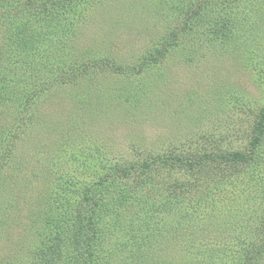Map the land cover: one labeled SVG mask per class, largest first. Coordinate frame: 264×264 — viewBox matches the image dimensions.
<instances>
[{
	"label": "rangeland",
	"instance_id": "obj_1",
	"mask_svg": "<svg viewBox=\"0 0 264 264\" xmlns=\"http://www.w3.org/2000/svg\"><path fill=\"white\" fill-rule=\"evenodd\" d=\"M25 1L0 0V264H70L82 189L110 166L175 155L211 159L207 202L192 196L176 210V184L187 189L194 177L173 163L155 162L142 187L111 186L102 264H237L233 244L264 242V142L240 168L249 172L229 178L217 165L252 151L264 0H200L194 30L180 29L156 63L144 58L172 42L185 13L176 0H90L75 34L34 52L15 31L47 32L50 17L11 10ZM256 256L264 264V251Z\"/></svg>",
	"mask_w": 264,
	"mask_h": 264
},
{
	"label": "trees",
	"instance_id": "obj_2",
	"mask_svg": "<svg viewBox=\"0 0 264 264\" xmlns=\"http://www.w3.org/2000/svg\"><path fill=\"white\" fill-rule=\"evenodd\" d=\"M100 1V0H97ZM19 7H11V10H16V14L29 10L38 16L47 15L50 17L49 22L46 24L47 32L45 30L34 32L27 30H16L14 40L19 48L30 47L32 51H40V45L49 44L53 46L59 40H67L72 34H75L76 24L78 20V13L81 12L84 7L90 5V0H49L48 2L38 4V1L26 0L25 3L19 4ZM57 6L53 9H49V6ZM203 4L200 0H176V10H181L183 14L182 22L179 28L172 34V42H169L167 36L162 42L156 45V52L151 53L145 57L144 60L149 63H156L167 55L169 48L174 46L176 40L181 38V30H194L195 23L197 22V16H201V9ZM57 9V10H56ZM62 9L66 13H63ZM4 7H0V13H3ZM10 13V12H9ZM37 19V17H35ZM41 18V20H43ZM177 22V23H178ZM182 24V26H181ZM181 29V30H180ZM175 34V35H174ZM175 40V41H174ZM152 60L156 62H152ZM75 69H69L68 71H74ZM66 74V80H73L70 73ZM37 92V91H36ZM35 96H37L35 94ZM264 142V108L260 110L258 119L253 129V141L252 151L250 153H244L239 151L228 152L221 155V160L217 165L223 169L219 170V175H225L229 178L234 174L245 173L241 172L240 168L249 165L253 161H258L259 155L257 152ZM203 155L194 156H177L156 158L150 162H136L130 166H110L106 173L101 176L103 180L97 184L89 185L82 189L83 196L81 195L80 205L74 213H71V218L74 219L72 229L70 231V240L73 249L70 251V264H102L97 257V248L99 239H101V223L104 217L110 220V216L106 215L108 209L113 205L112 201L114 195L110 192V189L118 183L122 185L131 186L134 184L139 187L143 186V183L148 182L154 173L155 162L162 166H170L173 163L180 168L189 170L193 177V183H188V188H181L182 184H176V210L184 208L185 201L188 198L192 199V196L196 197V202L203 204L206 203L210 195V180L212 175H216L218 170L212 167L211 159ZM216 166V165H215ZM243 177V176H242ZM241 177V178H242ZM233 180V179H232ZM134 182V184H133ZM234 186L238 185L233 181ZM103 186V188L101 187ZM112 186V187H111ZM120 194V193H119ZM194 200V199H192ZM114 206V205H113ZM106 213V214H105ZM112 221V220H111ZM233 250L240 248L241 258L237 264H259V257L256 255L261 251H264V242L253 243L247 245L243 241H239L237 244H233Z\"/></svg>",
	"mask_w": 264,
	"mask_h": 264
}]
</instances>
